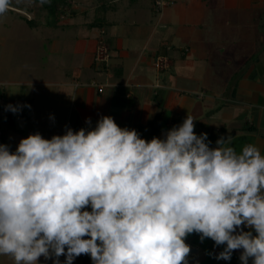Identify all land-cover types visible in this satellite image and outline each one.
Wrapping results in <instances>:
<instances>
[{
	"label": "clouds",
	"instance_id": "1",
	"mask_svg": "<svg viewBox=\"0 0 264 264\" xmlns=\"http://www.w3.org/2000/svg\"><path fill=\"white\" fill-rule=\"evenodd\" d=\"M10 5L0 0V16ZM194 120L150 141L101 116L94 128L51 139L30 134L15 151L0 144V256L188 264L185 241L195 233L224 246L217 260L239 250L241 264H264V155L254 144L239 153L220 146L230 138L211 148Z\"/></svg>",
	"mask_w": 264,
	"mask_h": 264
},
{
	"label": "crops",
	"instance_id": "2",
	"mask_svg": "<svg viewBox=\"0 0 264 264\" xmlns=\"http://www.w3.org/2000/svg\"><path fill=\"white\" fill-rule=\"evenodd\" d=\"M138 1L113 0L98 22L63 15L57 24L63 29L50 37L51 60L6 80L28 85L31 94L11 99L0 90V104L6 97L12 105L38 104V111L9 112L10 126L23 136L27 128L16 125L17 117L39 116L51 133L58 122L67 124L65 132L78 131L111 116L150 141L164 139L189 115L195 118V133H207L209 147L230 138V145L220 146L239 153L254 144L264 155V0H169L159 11L154 0L134 7ZM142 7L150 10L145 14ZM100 38L110 47L109 62L96 60ZM159 54L169 57L168 68H156ZM203 241L193 243L204 249L205 260L211 251H223L224 246ZM239 256L237 250L230 261L214 259V264L241 263Z\"/></svg>",
	"mask_w": 264,
	"mask_h": 264
},
{
	"label": "rangeland",
	"instance_id": "3",
	"mask_svg": "<svg viewBox=\"0 0 264 264\" xmlns=\"http://www.w3.org/2000/svg\"><path fill=\"white\" fill-rule=\"evenodd\" d=\"M151 0H139L134 7L142 2V4L150 5ZM70 5L64 7L63 15L65 17L79 16L83 20H95L102 12L99 8L100 0H70ZM144 5V6H146ZM142 7L143 13L149 9H144ZM155 9L157 7L155 6ZM159 11V10H158ZM20 15L27 16L29 18H37L42 23L45 24L49 14L43 9L41 3L35 0H11V5L9 10L2 16H0V90L5 92L4 95L8 96L11 93L10 98H16L19 95L28 96L31 94V89L28 85L21 84H6V80L18 77V74L14 72L21 70L22 75L29 72V68L32 66H40L42 63H46L51 60L50 55V37H53L55 33L60 32L63 27L60 25H41L38 29L30 28V24L24 17ZM47 23V22H46ZM68 26L65 29L68 30ZM46 37V38H43ZM46 46V47H45ZM49 56V58H48ZM25 71V72H24ZM11 99L5 98L3 104H0V144L8 145L11 151H15L22 138H26L30 134H35L39 132L45 139L46 137H52L53 135H63L65 134V128L67 124L57 123L55 130L59 127L62 131L50 132L48 125H46L45 118L31 117L30 119L26 116L17 117L16 125L18 127L24 126L27 131L23 136H20L19 132L8 123L7 115L11 111L6 110V106L10 104ZM13 105L21 106L20 109L27 111L34 109L38 111V104L33 105L30 103H15ZM30 106V107H28ZM35 106V107H34ZM60 120L63 121V115L60 114ZM91 211L89 207L86 209ZM199 242V234H190L185 242ZM206 245L209 247L212 245L213 241L210 238H206ZM203 241V242H204ZM61 264H64L65 257H59ZM214 264L211 259L205 260L202 264ZM0 264H14V261L7 256H0ZM38 264H53L51 259L46 260L43 256L39 258ZM73 264H82V261L77 257ZM216 264V262H215Z\"/></svg>",
	"mask_w": 264,
	"mask_h": 264
},
{
	"label": "trees",
	"instance_id": "4",
	"mask_svg": "<svg viewBox=\"0 0 264 264\" xmlns=\"http://www.w3.org/2000/svg\"><path fill=\"white\" fill-rule=\"evenodd\" d=\"M35 1L41 3L43 9L49 14L46 20L48 25H57L62 17L61 15L63 14L64 7L69 6L71 4L70 0H43V2L42 0H35ZM112 1L113 0H100L99 7H102L101 8L102 10L106 8L108 4ZM24 18L27 19L29 24L32 26H36L40 22V20H38L37 18H29L27 16H24ZM95 22L98 21L95 20ZM0 97H1V91H0ZM245 128L248 130H252L254 127L246 125ZM153 133H155V128L153 129ZM210 253H211L210 255L211 262H214L216 254L213 251H211ZM79 258L81 259L82 264H92L89 255H81L79 256ZM231 264H241V263L232 262Z\"/></svg>",
	"mask_w": 264,
	"mask_h": 264
},
{
	"label": "built area",
	"instance_id": "5",
	"mask_svg": "<svg viewBox=\"0 0 264 264\" xmlns=\"http://www.w3.org/2000/svg\"><path fill=\"white\" fill-rule=\"evenodd\" d=\"M169 0H155V6L158 10H162L166 5H168ZM111 57L110 47L105 40V38H100L99 44L96 49V60L100 62H109ZM154 64L157 69L162 70L168 68L171 64L170 59L166 55H156L154 59ZM98 85V84H97ZM99 90H103V85H98ZM2 98L0 97V102Z\"/></svg>",
	"mask_w": 264,
	"mask_h": 264
},
{
	"label": "water",
	"instance_id": "6",
	"mask_svg": "<svg viewBox=\"0 0 264 264\" xmlns=\"http://www.w3.org/2000/svg\"><path fill=\"white\" fill-rule=\"evenodd\" d=\"M190 245L191 252L188 257V264H202V262L206 259V252L204 249L193 242H186Z\"/></svg>",
	"mask_w": 264,
	"mask_h": 264
}]
</instances>
